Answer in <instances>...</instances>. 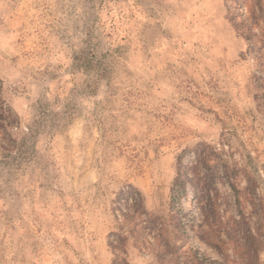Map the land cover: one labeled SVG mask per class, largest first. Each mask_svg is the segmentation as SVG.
Masks as SVG:
<instances>
[{"label":"rangeland","instance_id":"obj_1","mask_svg":"<svg viewBox=\"0 0 264 264\" xmlns=\"http://www.w3.org/2000/svg\"><path fill=\"white\" fill-rule=\"evenodd\" d=\"M259 42L225 0H0V264H264Z\"/></svg>","mask_w":264,"mask_h":264},{"label":"trees","instance_id":"obj_2","mask_svg":"<svg viewBox=\"0 0 264 264\" xmlns=\"http://www.w3.org/2000/svg\"><path fill=\"white\" fill-rule=\"evenodd\" d=\"M225 3L227 8V18L232 23L234 29L237 32H240L245 38H247L251 42L250 46L252 48H254L259 41L261 45H264V26L262 27L259 25V21L264 22V0H225ZM236 18H239L240 20L237 22L235 21ZM253 26H258L260 29L259 32L257 33L254 32ZM81 66L84 67L85 70L89 71L91 66H93L90 57L84 56L82 58ZM101 75L102 74H98V76ZM2 116H3L2 110H0V119L2 118ZM198 146L199 144H196L188 148V151H193ZM178 160L180 161V157L178 158ZM179 163H178L177 176L174 179L171 189L172 197H174L177 194V198H179L178 196L180 194H184L186 192L187 180L190 181L192 187H195V185L193 184V180L187 178L186 171L181 170ZM206 166L207 168H209L208 164H206ZM207 175H209L208 172ZM125 193L132 194L131 190L130 191L120 190L119 195L125 196L126 195ZM136 194L137 196L135 195L131 196L135 202H137V197L140 196L138 192H136ZM120 241L124 242V238H120L118 242ZM168 247H170L171 249L173 248V245L168 244ZM113 248L117 249L118 247L113 246Z\"/></svg>","mask_w":264,"mask_h":264}]
</instances>
